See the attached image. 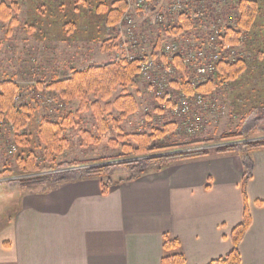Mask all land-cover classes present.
Instances as JSON below:
<instances>
[{
	"label": "rangeland",
	"instance_id": "rangeland-1",
	"mask_svg": "<svg viewBox=\"0 0 264 264\" xmlns=\"http://www.w3.org/2000/svg\"><path fill=\"white\" fill-rule=\"evenodd\" d=\"M2 1L9 2L0 0ZM113 1L20 0V10L13 12L17 23L9 35L10 22L0 20V75L2 79L13 78L21 85V95L16 99L18 105L29 102L35 106L26 135L31 138L32 147L41 155L40 158L44 147L38 139L42 118L50 115L54 120L61 121L64 115L68 112L74 114L80 106L79 98L71 101L61 100L59 97L55 99L53 92L46 88L50 81L54 78L61 79L73 70L124 57L126 50L122 51L121 47L126 37L123 29L129 23L136 25L137 51L133 53L136 55L144 52L147 57L154 59L157 70L154 76L159 75L160 56L151 55L159 39L162 44L177 41L182 48H193L194 41H205L211 30L223 29L233 20L231 18L234 17L236 3L234 0H203L202 3L193 1L192 5L198 10L204 11L202 7L205 5L206 15L198 19L200 21L196 22L191 32L174 35L171 34V28L181 23L178 15H171L167 9L170 0H147L143 5L136 0H128V11L120 17L115 29L107 24L106 14L98 10L100 4L111 5ZM260 3V19L246 38L245 48L237 50L239 55L249 56L248 59L251 57V50L247 46H253L256 41L263 42L261 33L264 35V0H260ZM159 14L164 15L162 22L156 21ZM113 37L117 39L119 46L110 53L103 52V42ZM133 42L131 45L125 44L124 47L132 46ZM250 59V69L243 77L235 83L224 84L214 95L206 96L209 103L203 109H198L194 100H187L186 105L197 111L195 119L191 120L202 124L199 129L187 128L184 116L172 114L171 107L166 102L169 96L176 99L178 91L174 84H168L159 96L151 87L150 81L140 76L138 86L129 88L130 93L138 100V110L122 119L119 129H110L99 135L93 110L83 111L76 116V125L63 130L70 146L57 156L56 164L42 163V169L37 173L26 174L20 170L16 158L21 154V149L15 140L14 125L0 118V187H5L0 189V208L4 212L7 210L8 217H11L10 210L14 215L20 209L24 192L47 191L56 183L78 179L80 172L90 167L109 165L112 167L111 176L114 179L137 173V163L146 159L227 145H238L239 150H243L244 142L264 140V59L262 57L257 62L253 60L254 55ZM180 72L182 71L171 77L181 78ZM120 94L121 87H118L114 90L111 101ZM105 103L101 101L102 106ZM118 115L119 112L114 109L112 116L105 112L110 123ZM170 122L175 123L172 132L157 140L159 146L163 144L167 147L145 155L134 152L124 154L125 142L136 144L130 135L136 132L151 134L156 128L164 129ZM83 129H88L98 141L88 139ZM124 149L127 150L125 147ZM131 162V167L125 166ZM140 166L145 167V163ZM6 170L11 174H4ZM36 177H42L44 181L39 185L21 186L18 183L21 179ZM11 179L17 182L8 184ZM4 217L7 221L6 213ZM1 220L3 219L0 218V223Z\"/></svg>",
	"mask_w": 264,
	"mask_h": 264
},
{
	"label": "crops",
	"instance_id": "crops-1",
	"mask_svg": "<svg viewBox=\"0 0 264 264\" xmlns=\"http://www.w3.org/2000/svg\"><path fill=\"white\" fill-rule=\"evenodd\" d=\"M252 157V225L239 249L241 264H264V148ZM243 177L241 155L223 153L171 163L106 194L98 178L24 192L14 215L0 208V264H162L166 233L180 240L187 264H208L232 250Z\"/></svg>",
	"mask_w": 264,
	"mask_h": 264
},
{
	"label": "trees",
	"instance_id": "trees-1",
	"mask_svg": "<svg viewBox=\"0 0 264 264\" xmlns=\"http://www.w3.org/2000/svg\"><path fill=\"white\" fill-rule=\"evenodd\" d=\"M234 17L230 23L221 29L219 43L222 46V55L220 61L216 64V73L207 80L196 83L190 78V69L180 55H175L173 60L168 58V55L162 53V40L159 39L152 51L153 57L160 56L161 65L171 64L174 71L179 73V79H173L171 75L168 84H174L178 93L176 99L168 98L167 105L175 107L177 100L181 96H194L197 93L205 96L214 95L215 92L224 87V84H232L239 80L250 69L248 62L253 58L260 62L264 59V35L261 33L263 42H254L253 46L249 44L247 47L251 50L249 56H241L236 51L235 54L227 49L230 45L232 50H239L245 48L246 38L255 29L260 16V0H234ZM123 4V6H121ZM261 4V3H260ZM129 2L128 0H114L111 5L100 4L98 10L104 12L107 17V24L112 28H116L118 21L122 15L127 13ZM20 10V0H9V2H0V20L9 21L8 35L11 33L13 26L17 23L13 12ZM126 12V13H125ZM180 25L171 28V34L180 35L191 32L196 25V20L193 19L190 13L182 12L178 16ZM255 41V40H254ZM260 44V45H259ZM119 46V42L115 37L107 39L103 42L101 47L105 53L114 51ZM245 52V49L243 50ZM231 54L234 57H231ZM259 54V55H258ZM261 57V58H260ZM148 57L145 53L136 54L133 58L122 57L112 60L105 64H92L81 70H73L71 74L63 78H54L50 81L46 88L50 89L55 99L57 97L61 100L71 101L75 98L80 99V106L73 114L68 112L62 120H54L50 115L42 118L39 124L38 139L43 143L42 158L32 147L31 138L26 135V130L32 122V117L35 111L33 103L17 104L16 99L21 95V85L12 79H2L0 75V118L6 119L14 125L16 131L15 140L18 143L21 154L18 155L17 165L20 170L26 174L37 173L42 169V163L54 165L57 163V156L70 146L68 139L63 135L65 127L74 126L77 124L76 116L88 109L93 110V114L97 119V131L99 135L107 133L110 129H119V124L122 119L135 113L138 110V100L135 95L130 93L129 88L138 86L139 78L142 76L141 66ZM262 59V60H263ZM175 72V73H176ZM174 73V74H175ZM160 78L159 75H156ZM173 79V80H172ZM172 80V81H171ZM43 86V84H41ZM118 87H121V94L113 101L111 98L113 92ZM159 94V96H161ZM54 99V100H55ZM173 99V100H172ZM56 101V100H55ZM101 101H105V106L101 105ZM164 101V99H163ZM117 110L119 115L114 117L111 123L105 117V112L108 116H112V110ZM80 117V116H79ZM175 126L174 122H170L164 129L156 128L151 134L146 132H136L130 135L136 144L125 142L123 144L124 154L134 152L137 155L150 154L160 148L167 146L158 145L157 140L169 135ZM83 133L88 136V139L98 141L96 136L88 132V129H83ZM128 136L129 134H123ZM230 137V136H229ZM127 148V150L124 149ZM264 148V140L255 142H244L243 150H239L238 145H227L214 149L192 150L182 153H175L162 157H155L143 160L137 163V173L130 174L126 179H113L111 176L112 167L109 165H100L87 168L80 172L78 179L98 178L102 184V192L104 194L110 191L113 185L119 184L124 180H132L143 176L151 171H160L171 163L178 161H185L188 159H195L203 156H210L216 154H239L242 157L244 165V177L242 181V191L245 197L243 220L236 225L231 232L232 250L224 257L211 261L208 264H241L240 244L244 239L246 232L252 225V215L247 201L246 187L248 181L253 177L255 162L252 157L254 151ZM145 163V167L140 164ZM127 167L132 166V162L125 164ZM4 174H11L8 170ZM47 179V178H46ZM77 180V179H72ZM42 177L21 179L18 183L24 185H39L42 183ZM48 181V179H47ZM62 181V180H59ZM58 181V182H59ZM17 182L16 180H9L8 184ZM262 205L264 202L259 200L257 202ZM164 254L162 257V264H187L186 256L181 249V242L178 238L171 236L169 233L164 235L163 244Z\"/></svg>",
	"mask_w": 264,
	"mask_h": 264
},
{
	"label": "built area",
	"instance_id": "built-area-1",
	"mask_svg": "<svg viewBox=\"0 0 264 264\" xmlns=\"http://www.w3.org/2000/svg\"><path fill=\"white\" fill-rule=\"evenodd\" d=\"M139 4H145L147 0H136ZM202 3L203 0H170V4L168 6L169 13L171 15H178L182 12L190 13L193 19L200 21V17L206 15V8L205 5L202 7L204 11L198 10L196 7L192 5V3ZM164 20V15L159 14L156 16L157 22H162ZM123 34L126 37L125 41L122 44V51L125 52V56L129 58H133L135 54L133 51L135 50V46L137 45V37H136V25L134 23H129L124 25ZM221 29L214 28L211 30L206 43L205 41H194L195 47L191 48H182L179 42L177 41H168L162 44V53L168 55L169 59L174 58L175 55H180L184 61V64L188 66L190 69V78L193 80L194 83L200 84L215 74L216 71V64L220 61L222 55V46L219 43L220 39V32ZM135 40V41H134ZM134 41V42H133ZM132 46H125V44ZM227 49H230L233 54L236 53L237 50H232L230 45L225 46ZM238 52V51H237ZM144 53V52H143ZM231 54V57L234 55ZM156 61L154 59H148L142 63L141 71L143 78L146 77L150 83L151 87L156 90L157 94H161L162 91L167 87V76L173 75L176 71L171 64L161 65L159 70V75L154 76L157 74V70L155 68ZM194 100L198 109H203L209 103L208 98L201 93H197L194 96H181L179 101L175 107H172V114L177 116L182 115L185 117V126L190 129H199L202 124L192 121L195 119L197 115V111L192 110L190 106L186 105L187 100ZM192 119V120H191Z\"/></svg>",
	"mask_w": 264,
	"mask_h": 264
}]
</instances>
